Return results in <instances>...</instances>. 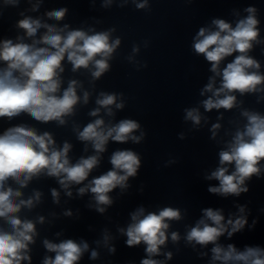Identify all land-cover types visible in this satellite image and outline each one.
Returning <instances> with one entry per match:
<instances>
[{
	"label": "clouds",
	"instance_id": "1",
	"mask_svg": "<svg viewBox=\"0 0 264 264\" xmlns=\"http://www.w3.org/2000/svg\"><path fill=\"white\" fill-rule=\"evenodd\" d=\"M43 2L26 0L29 7L18 11L20 19L12 26L22 30V33L18 32L14 39H0V121L9 125L0 131V264H32V246L40 237L38 225L43 226L46 218L40 214L28 215L43 202L41 190L32 189L26 195L24 190L31 181L41 177L55 178L59 188L69 198L73 197L72 188L79 186L76 188L77 196L91 194L87 207L105 214L115 202L109 193L119 189V195L123 196L131 187L129 178L138 177L142 155L131 148H118L108 158L111 164L109 170L90 179L91 173L100 166L109 141L121 144L131 141L139 145L147 137L141 123L133 118L113 122L115 110L126 107L123 92H96V83L111 71L114 53L122 42L121 36L114 35L116 27L98 31L93 25L73 28L67 22H47L64 21L69 13L66 6L47 11L44 16L28 14L38 12ZM129 2L136 10L145 13L152 10L149 0H118L116 6L124 8ZM91 3L94 7L95 0ZM113 3L114 0H102L101 7L108 9ZM20 4L21 0H0V16L4 9L19 8ZM243 11L247 15L241 17L238 11L233 10V15L237 17L234 25L225 19L213 18L210 25L198 29L191 44L193 53L203 56L212 73L199 91L201 97L206 93L210 95L199 105L205 112L238 108L245 121L234 131H225V135L231 138L223 141L224 146L218 151V166L204 176L206 180L219 182L218 186L210 185L207 191L222 197L238 198L250 191L253 177L264 179V112L242 107L246 94H255L258 104L264 101L262 62L250 55L254 47L264 46V36H261L259 27V9L249 5ZM95 22L101 23L99 20ZM144 46H148L147 41ZM139 51L140 46L133 43L131 54L125 59L139 66L140 62L135 60ZM261 51L264 53V47ZM228 57L232 59L222 67V62ZM65 63L71 66L70 71L74 74L81 69L87 71L91 91L85 89L84 82L78 79H69L67 86H62ZM142 67H148L146 61ZM94 93L96 107L90 109L87 115L95 119L81 127L74 119L78 106L87 105ZM237 93L241 97L239 100ZM24 116L44 125L55 122L57 127L67 126L69 119L73 118L72 133L83 143V152L87 153L91 146L92 154L81 155L73 162L69 156L73 144L68 140L58 144L51 131L41 132L31 123H12ZM105 116L110 119L106 121ZM223 116L220 113L217 119L221 120ZM183 120L190 121L192 130L199 131L201 121L207 124L209 118L201 113L200 107H185ZM229 123L236 122L229 120ZM221 127L219 122L211 124L209 139L215 140ZM178 138L184 140L187 137L180 133ZM177 162L169 160L165 167ZM50 194L52 202L59 205L60 191L54 187L50 189ZM236 207L238 214L230 213L227 220L222 209H201L202 216L194 226L186 225L185 234L181 237L178 231L170 232L169 229L172 221L179 222L185 218L187 209L164 206L148 211L140 205L129 213L130 222L126 227H118L117 233L126 237V247L145 246V256L139 264H167L174 257L172 251L164 250L167 243L170 240L179 250L181 239L185 247L190 246L193 251L198 245L201 249L211 245L208 264H264V244L246 243L238 247L236 243L224 245L219 242L225 234L231 239L245 228L250 232L256 228L258 217L248 223L251 209L246 204H237ZM259 211L264 213V208ZM49 215L53 219L58 218L55 212ZM62 215L72 217L73 213L66 210ZM61 235L62 232L55 233L56 237ZM115 239L107 228L102 230L100 239L93 241L95 248H90L89 242L83 238L54 242L44 237L41 244L46 254L40 264H81L86 253L90 260L96 261L101 257V247L110 256L115 255ZM207 254L201 251L198 258ZM159 256L164 259H157Z\"/></svg>",
	"mask_w": 264,
	"mask_h": 264
}]
</instances>
